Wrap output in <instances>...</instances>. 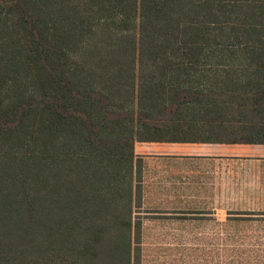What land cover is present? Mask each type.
<instances>
[{
    "label": "trees",
    "instance_id": "obj_1",
    "mask_svg": "<svg viewBox=\"0 0 264 264\" xmlns=\"http://www.w3.org/2000/svg\"><path fill=\"white\" fill-rule=\"evenodd\" d=\"M136 142L264 143V0H0V264H131Z\"/></svg>",
    "mask_w": 264,
    "mask_h": 264
},
{
    "label": "rangeland",
    "instance_id": "obj_2",
    "mask_svg": "<svg viewBox=\"0 0 264 264\" xmlns=\"http://www.w3.org/2000/svg\"><path fill=\"white\" fill-rule=\"evenodd\" d=\"M134 150L141 157V198L131 264H264V202L241 201L234 196L238 185L209 186L200 158L151 154L147 142H136ZM175 164L183 170L179 186L172 180ZM232 174L239 178V171ZM176 207L183 212L163 213Z\"/></svg>",
    "mask_w": 264,
    "mask_h": 264
},
{
    "label": "crops",
    "instance_id": "obj_3",
    "mask_svg": "<svg viewBox=\"0 0 264 264\" xmlns=\"http://www.w3.org/2000/svg\"><path fill=\"white\" fill-rule=\"evenodd\" d=\"M147 145L152 151L154 150L151 154L166 158L177 159L179 156L180 158H183L182 156L200 158L204 160L203 162L206 161L202 168H206L209 172V186L238 185L241 190L236 191L234 196H238L241 201L264 202V143L147 142ZM157 150H160V153H154ZM175 167L176 175L172 180L175 181L173 182L175 186H179V175L183 170L177 164ZM233 170L236 173L239 171V178H235L234 174L231 175ZM166 183L173 185L169 177L166 178ZM243 186L253 188L245 190ZM231 193L228 194L231 195ZM179 210L178 212L176 207L163 213L183 212L182 208Z\"/></svg>",
    "mask_w": 264,
    "mask_h": 264
}]
</instances>
